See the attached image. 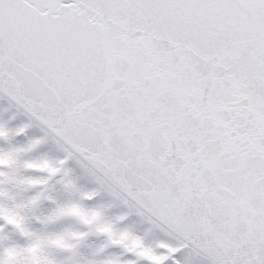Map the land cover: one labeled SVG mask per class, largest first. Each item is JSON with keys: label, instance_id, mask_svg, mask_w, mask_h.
Here are the masks:
<instances>
[{"label": "snow or ice", "instance_id": "6c2138e0", "mask_svg": "<svg viewBox=\"0 0 264 264\" xmlns=\"http://www.w3.org/2000/svg\"><path fill=\"white\" fill-rule=\"evenodd\" d=\"M0 264H264V0H0Z\"/></svg>", "mask_w": 264, "mask_h": 264}]
</instances>
